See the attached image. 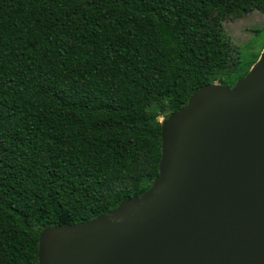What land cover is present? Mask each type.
Here are the masks:
<instances>
[{"label":"trees","instance_id":"16d2710c","mask_svg":"<svg viewBox=\"0 0 264 264\" xmlns=\"http://www.w3.org/2000/svg\"><path fill=\"white\" fill-rule=\"evenodd\" d=\"M254 10L264 0H0V264H38L44 227L148 190L158 117L257 61L223 24Z\"/></svg>","mask_w":264,"mask_h":264},{"label":"water","instance_id":"95a60500","mask_svg":"<svg viewBox=\"0 0 264 264\" xmlns=\"http://www.w3.org/2000/svg\"><path fill=\"white\" fill-rule=\"evenodd\" d=\"M158 176L88 221L44 227L38 264H264V46L161 122Z\"/></svg>","mask_w":264,"mask_h":264},{"label":"rangeland","instance_id":"374dc122","mask_svg":"<svg viewBox=\"0 0 264 264\" xmlns=\"http://www.w3.org/2000/svg\"><path fill=\"white\" fill-rule=\"evenodd\" d=\"M223 24L233 44L249 51L260 52L262 50L264 46L263 34L256 35L253 30L264 26L263 12L254 10L240 18L226 20ZM158 120L162 122L163 117L159 116Z\"/></svg>","mask_w":264,"mask_h":264}]
</instances>
